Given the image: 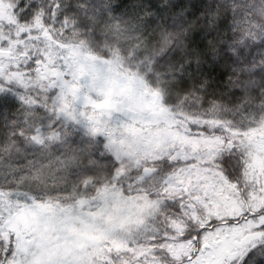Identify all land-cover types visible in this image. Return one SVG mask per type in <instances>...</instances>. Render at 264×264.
<instances>
[{"label":"snow or ice","instance_id":"1","mask_svg":"<svg viewBox=\"0 0 264 264\" xmlns=\"http://www.w3.org/2000/svg\"><path fill=\"white\" fill-rule=\"evenodd\" d=\"M141 7L162 18L183 3ZM97 8L123 22L111 0H0V94L20 101L0 142V264H264V119L225 118L194 90L162 99L171 33L140 72L117 53L99 58L87 34L75 38L89 27L80 12ZM233 28L227 50L264 45V21ZM234 71L247 96L253 77L264 81V55ZM79 157L90 167L75 173L76 194L54 193L53 173Z\"/></svg>","mask_w":264,"mask_h":264},{"label":"trees","instance_id":"2","mask_svg":"<svg viewBox=\"0 0 264 264\" xmlns=\"http://www.w3.org/2000/svg\"><path fill=\"white\" fill-rule=\"evenodd\" d=\"M149 2L111 0V14L123 21L118 27L108 24L101 17L100 8L96 9L95 17L90 11L87 15L81 11L79 19L89 27H80L75 38L80 39L87 34L90 38L87 43L93 54L101 59L104 55L111 59L113 53H117L128 72H140L144 56L163 46L162 35L171 33L172 42L161 54L158 66V71L168 73V79L172 80L169 94L163 95L162 99H175L178 92L187 94L194 90L197 97L203 98L204 108L214 110L225 118H246L245 122L264 119V89L260 87L264 81H260L258 76L253 77L257 84L249 88L246 96L241 82L247 77L234 71L253 58L259 62L264 55V45L259 39L250 40L247 47L239 46L232 52L221 43V40L235 43L231 38L239 33L234 30V24L248 27L249 23L256 25L264 21V14L260 11L264 8V0H182L183 7L177 14H166L162 18L156 16L155 9L151 10L152 15H143L141 5ZM65 3L75 5L76 0H65ZM95 3L100 4L101 0H95ZM68 15L77 14L70 12ZM222 48L224 52L220 51ZM193 53L196 55L191 63H185L181 72L180 63ZM229 56L231 59H228ZM19 109L20 101L15 96L0 94V142L12 130L14 123L19 124ZM82 138V132H74L69 139L79 141ZM83 166L90 167L84 157L72 161L67 167L61 165L59 171L53 173L55 183L49 187L61 196L75 195V173ZM83 190V187L79 189Z\"/></svg>","mask_w":264,"mask_h":264},{"label":"rangeland","instance_id":"3","mask_svg":"<svg viewBox=\"0 0 264 264\" xmlns=\"http://www.w3.org/2000/svg\"><path fill=\"white\" fill-rule=\"evenodd\" d=\"M125 91V90H124ZM128 91H131V89H128ZM109 92H111V91H109Z\"/></svg>","mask_w":264,"mask_h":264},{"label":"flooded vegetation","instance_id":"4","mask_svg":"<svg viewBox=\"0 0 264 264\" xmlns=\"http://www.w3.org/2000/svg\"><path fill=\"white\" fill-rule=\"evenodd\" d=\"M124 92V89H122V93Z\"/></svg>","mask_w":264,"mask_h":264},{"label":"water","instance_id":"5","mask_svg":"<svg viewBox=\"0 0 264 264\" xmlns=\"http://www.w3.org/2000/svg\"><path fill=\"white\" fill-rule=\"evenodd\" d=\"M121 92H122V89H121ZM112 94V93H111Z\"/></svg>","mask_w":264,"mask_h":264}]
</instances>
